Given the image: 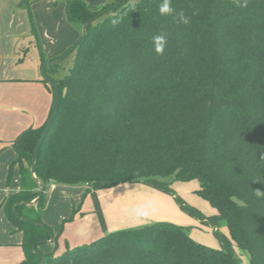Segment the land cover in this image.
<instances>
[{"label": "trees", "instance_id": "16d2710c", "mask_svg": "<svg viewBox=\"0 0 264 264\" xmlns=\"http://www.w3.org/2000/svg\"><path fill=\"white\" fill-rule=\"evenodd\" d=\"M160 2L111 0L93 9L67 0L68 20L88 24L77 45L50 59L73 54L67 72L55 78L56 63L45 67L60 95L35 162L45 183L35 205L23 202L38 195L32 154L54 101L43 77L52 93L49 115L11 141L16 158L9 173L18 166L20 185L0 207L22 235L17 264H39L41 256L43 264H240L234 245L250 264H264V0H248L247 7L172 0L170 16L159 15ZM181 12L189 23L174 18ZM161 31L168 43L157 55L151 37ZM190 180L215 214L176 195L173 183ZM48 183L86 186L105 233L57 255L41 254L38 245L54 240L42 221ZM122 183L174 195L182 211L214 227L219 248L165 221L106 232L98 191ZM221 223L229 236L218 230Z\"/></svg>", "mask_w": 264, "mask_h": 264}, {"label": "rangeland", "instance_id": "374dc122", "mask_svg": "<svg viewBox=\"0 0 264 264\" xmlns=\"http://www.w3.org/2000/svg\"><path fill=\"white\" fill-rule=\"evenodd\" d=\"M22 1L23 0H19L18 3L12 7L7 4L3 6L0 5V45L5 54L9 52L12 54L14 50H17L18 53H14L15 60L25 53L24 50H21L22 45L30 47L28 51L26 50V54H23V57H25L22 63H19L16 68L10 67V69L14 70V72H18L13 74L14 78H21L23 75L41 78L40 67H38L39 76L34 72L28 73V71H24L21 68H23V66H32L34 62L37 63L38 59L40 62V55L46 58L48 56L47 49L52 51L51 55L64 54L80 37L82 26L70 22L65 11L61 21H59L57 17H51L50 19L46 18L48 14H46L45 10V1L40 3L37 7H33L30 11L25 7L26 4H21ZM40 1L42 0L38 2ZM83 1L93 9H99L111 2V0ZM35 4L38 3L35 2ZM32 27L35 29L34 34L31 32ZM26 32H29V37L23 43L21 41L17 44L15 38H19V34ZM11 57L12 56L9 58L7 57V59L10 60H8L10 64L12 63ZM50 59L51 57L46 58V60ZM72 59L73 54H69L61 59L60 62L56 63L53 76L55 78L63 76L67 72L68 67L71 66ZM41 64L42 63H40V65ZM47 67L49 68V65H47ZM6 68L5 66V71H3L2 75H5V72H11V70H6ZM16 82L18 83L16 87L23 86L22 83H19L22 81ZM41 96L42 95H39L36 90L31 91L30 89L28 92L29 104L31 103L33 106L37 105L41 100ZM46 96L43 103L45 105V111H47L46 107L48 104L50 106L52 100L51 96ZM41 111L44 112L43 109H41ZM23 116V113L19 110H16L11 116L12 123L16 122V128L19 127V132L23 129L20 128L22 127V122L20 120ZM15 119H18L19 122L14 121ZM27 119L28 121L31 120L30 117H27ZM31 123H33V125L36 123L37 125L42 123V121L39 118H35L34 122L32 120ZM6 125L7 124L3 123L1 128L6 130ZM9 145L10 148H12V156L14 155L13 159H15L16 151L11 143ZM1 147H3V145H1ZM7 150L8 149L3 148V151ZM9 172L10 162L7 164L0 163V202L7 195L8 191L17 187L19 175L18 166L15 165L12 168L11 174ZM53 184L55 183H48L45 190V206L42 218L43 222L50 227L53 233V247L50 249L48 247L49 245H39L41 249H47V251H51V253L60 254L66 249L87 244L102 236L105 232L100 226L92 197L86 192L85 186L55 184L56 187L53 188ZM173 187L176 195L181 196L186 203L196 207L204 214L212 215L216 213V209L197 193L199 187L197 180L174 182ZM98 197L101 202V208L103 207L102 211L104 210L103 214L105 212L106 232L150 224L155 221H165L187 228L189 236L196 242L212 248H219L220 246L218 239L213 234L214 227L201 223L198 219L182 211L174 195L163 193L143 183H122L117 186L99 190ZM0 218V237H5L6 228L10 227V229H8L10 231L15 227L8 221L2 208H0ZM218 230L229 236V231L224 223L220 224ZM12 236L20 239L19 241L21 242L22 237L19 233H13ZM4 245L5 243H0V264H4L8 260L12 262L17 255H21L18 250L7 252V249L3 248ZM234 247L239 254L240 264H250L247 253L241 251L236 245H234Z\"/></svg>", "mask_w": 264, "mask_h": 264}, {"label": "crops", "instance_id": "0c3cea01", "mask_svg": "<svg viewBox=\"0 0 264 264\" xmlns=\"http://www.w3.org/2000/svg\"><path fill=\"white\" fill-rule=\"evenodd\" d=\"M19 0H0V5L3 6L5 4H7L8 6L12 7L14 5H16L18 3ZM39 0H23L21 4H26L25 7L27 8L28 11L32 10L33 7H37L40 3L44 2L46 4L45 6V10H46V14L48 19H50L51 17L59 19V21L62 20V18L64 17V11L66 13V2L67 0H42L40 2H38ZM35 2H37L38 4H35ZM50 12V13H49ZM29 32L23 33V34H19L15 35L18 36L19 38H15L18 42L20 43L22 41V43L29 37ZM31 41V39H30ZM16 48V45H15ZM20 48V47H19ZM18 48V50H19ZM30 49V47L28 46H24L22 45L21 50H24L26 54V50L28 51ZM47 49V48H46ZM48 50V56L46 58H52L54 56H57V54L51 55V50ZM8 52V51H7ZM17 50H14L13 53L11 54L10 52L5 54L2 51V47L0 45V163L3 164H7L8 162H10V164L12 163V161L14 160V155L12 156V148H10V143L13 139H15L17 137V135L24 130L27 127H39L41 126V124L43 122H45V120L47 119L49 112L51 110V105H52V100L50 102V106L48 104V106L46 107L45 111V105L44 103V99L45 96L48 95L49 97L51 96L52 98V93L51 90L43 83L41 82L39 79V77H27V76H22L21 78H14L13 74H16L18 72H14V70H11L10 67H17V65L20 63H22V60L17 62L14 58L15 55L14 53H16ZM18 53V52H17ZM16 53V54H17ZM9 54V55H8ZM22 54V56H23ZM11 57V64L9 63V59H7V57L9 58ZM21 56V55H20ZM18 58V57H17ZM9 60V61H8ZM13 60V61H12ZM34 62V64L32 66H23V68H21L24 71H28V73L34 72L38 75V67H40V62L39 59L37 61V63ZM5 66L7 67L6 70H11V72L8 73H4L5 75H2ZM18 71V70H17ZM27 73V74H28ZM24 74V73H23ZM26 74V75H27ZM4 76V77H3ZM34 76V75H32ZM20 79V80H19ZM16 81H22L19 82L20 84L22 83L23 86L21 87H16V85H18V83ZM31 82V83H30ZM17 83V84H16ZM30 83V84H29ZM31 89V91L36 90L38 92L39 95L41 96V100L39 101V103L35 106H33V104H29L28 101V92ZM47 97V96H46ZM41 109H43L44 112L41 111ZM16 110H19L20 112L23 113V117L20 120L22 123V127L23 128L20 132H19V127L16 128V122L12 123V118L11 116L13 115V113L16 112ZM27 117H30L31 120L28 121ZM42 117V118H40ZM36 119H40L42 121V123H39L36 125V123L33 125L32 120L34 122V120ZM14 121H18V119H15ZM28 121V122H27ZM7 124L6 125V130H3V128H1V125ZM11 124V125H10ZM16 128V129H14ZM18 130V131H17ZM13 132V133H12ZM17 132V133H16ZM19 132V133H18ZM1 145H3V147H1ZM6 147H5V146ZM3 148L8 149L7 151H3ZM19 175H18V183H17V187L15 189H11L10 191L7 192V195L2 199V201L9 196L11 193L17 191L19 189ZM52 187H56L55 184L52 185ZM86 188V186H85ZM99 194V191H98ZM2 201L0 202V204L2 203ZM101 203V202H100ZM45 206V203H44ZM44 206H43V210H44ZM1 208V207H0ZM103 209V207H102ZM43 210H42V218H43ZM104 211V210H103ZM105 214V212H104ZM1 219V218H0ZM43 221V219H42ZM6 236L5 237H0V243H5V245L3 246V248H6L7 252H12L13 250H18L20 252L21 255H17L16 256V260L14 259L12 262L11 260H8L7 262H5L4 264H17L19 263L22 259H23V251L21 248V242L19 241L20 239H17L15 237L12 236L13 233H19V235L22 237L21 232L16 231L15 228L13 230H8L10 229V227L6 228ZM19 236V237H20ZM39 245L43 246V245H49L48 247L51 249L53 247V240L51 239L49 242H42ZM39 251L41 254H46V253H50L51 251H47V249H41V246H39ZM37 247V248H38ZM65 251V250H64ZM63 251V252H64ZM11 255V253H10ZM57 255V254H55Z\"/></svg>", "mask_w": 264, "mask_h": 264}, {"label": "water", "instance_id": "95a60500", "mask_svg": "<svg viewBox=\"0 0 264 264\" xmlns=\"http://www.w3.org/2000/svg\"><path fill=\"white\" fill-rule=\"evenodd\" d=\"M87 24L88 22H85L82 27H81V39H83L86 35V27H87ZM78 42H75L74 45H77ZM61 59H56V60H46L44 62H42L41 66H40V73H41V76L49 83V85L51 86V88L53 89V92H54V101H53V108L51 110V113L49 115V118L47 119L46 121V124L39 136V139L34 147V150H33V154H32V161H31V166H30V172H31V176L32 178L34 179V181L37 183V185L39 186V191H38V195L31 201L29 202H23V203H26L28 205H35L40 197L42 196V193L45 189V183L38 179L37 176L35 175V162H36V159H37V154H38V151H39V148L41 146V143L47 133V131L49 130L50 126H51V123L54 119V116L56 114V110H57V103H58V99H59V95H60V92H59V88H58V84L52 79L50 78L46 73H45V67L47 65H50V64H54V63H58L60 62ZM22 203V202H20ZM16 206L17 204L14 206V210L16 211ZM51 239L49 240H45L44 242H49ZM33 248H35V246H33ZM45 262V257L44 256H41V259H40V262L39 264H43Z\"/></svg>", "mask_w": 264, "mask_h": 264}, {"label": "clouds", "instance_id": "9594fccd", "mask_svg": "<svg viewBox=\"0 0 264 264\" xmlns=\"http://www.w3.org/2000/svg\"><path fill=\"white\" fill-rule=\"evenodd\" d=\"M237 6L239 7H247L248 0H235ZM159 15L161 16H170L174 15L175 10L172 7V0H161L158 7ZM174 18L178 23L187 24L189 23V17H187L183 12L176 14ZM118 21H113V23H117ZM151 43L154 52L157 55H163L165 52L166 45L168 43L167 35L161 31L151 37Z\"/></svg>", "mask_w": 264, "mask_h": 264}]
</instances>
